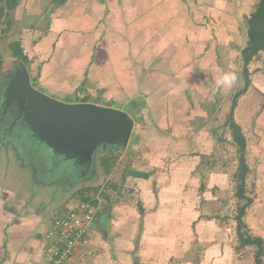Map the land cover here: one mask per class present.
<instances>
[{
	"label": "rangeland",
	"instance_id": "1",
	"mask_svg": "<svg viewBox=\"0 0 264 264\" xmlns=\"http://www.w3.org/2000/svg\"><path fill=\"white\" fill-rule=\"evenodd\" d=\"M106 1L114 8L142 3V0ZM159 1L151 0L150 9L159 12ZM180 1L183 37L187 34L188 38L199 41L211 38L214 45L209 46L210 56L204 58L206 61L193 63L191 60V73L195 74H181L180 84H170V88H153L161 92L159 96L138 92L140 88L127 85L126 76L134 57L132 53L127 54L125 40H122L123 46L114 50L117 57L113 61L117 59L120 64L117 72L120 83L111 79L115 74L109 67L98 69L99 74H96V67L94 70L87 68V72H65L69 80H75L70 87L66 86L68 89L48 86L47 79L39 74L41 62L37 57L45 55L42 53L50 48H44L38 56L32 48L38 36L42 38L49 32L48 26L45 27L38 15H27L22 5L9 13L12 20L9 29L0 36V169L6 175L0 182L37 196L38 203H49V218L77 201L78 189L98 187V192L88 194L97 199L98 216L111 217L108 223L101 224L104 229L109 227L108 235L104 236L99 228L100 231H95L81 246L80 258L68 264H254L253 247L236 249L234 218L237 207L244 200L235 197L233 174L237 152L225 117L234 94L244 86L240 51L246 43L245 17L257 0ZM108 23V28L102 30L104 41L99 42V48H94L92 55L99 65L100 60L108 64L113 57L111 42L106 47L105 40L116 26H110L109 19ZM155 27L157 25L152 28L154 31L148 41L150 50H157L160 44L161 35ZM189 28L194 32L188 31ZM121 30L118 36L126 39ZM15 40L29 59L24 66L34 88L61 101L86 97L87 102L124 111L133 121L127 144L99 147L95 157L87 161L91 169L86 175H73V170L71 175L63 169L54 170L58 163L55 166L50 163L52 152L32 135L29 112L21 110L15 99L7 103L5 98L9 85H3V76L13 72L20 62L11 56L9 48ZM222 43L232 50L226 63L222 62L217 47ZM174 49L168 47V55L164 58L161 55L164 64L158 62V51L149 55L148 65L135 57V79L147 71L144 69L156 70L161 64L159 73L166 74L165 66L169 67L167 72L171 71L166 59L173 57ZM183 64L190 66L189 61ZM247 71L249 84L233 110L245 138V159L249 167L245 194L252 199L242 219L249 234L264 240V51L249 62ZM220 73H234L235 84L231 88H218L216 79ZM98 77L103 79L102 85ZM104 152L116 157L108 175L103 174L99 166V157ZM54 156L53 160L59 158L58 154ZM60 164L63 163L59 161ZM69 166L75 163L70 162ZM58 172L66 175L60 176ZM102 193L109 199L106 200ZM157 217L165 221L159 228ZM163 230L166 254L158 258L152 254V244ZM137 232L143 237L139 238ZM262 261L264 264V256Z\"/></svg>",
	"mask_w": 264,
	"mask_h": 264
},
{
	"label": "crops",
	"instance_id": "2",
	"mask_svg": "<svg viewBox=\"0 0 264 264\" xmlns=\"http://www.w3.org/2000/svg\"><path fill=\"white\" fill-rule=\"evenodd\" d=\"M141 4L139 3L137 6L126 5V7L117 6V8H114L106 0H20L15 8L22 5L27 15H38L39 20H43L45 23V27L48 26L49 32L42 38L38 36L32 48L37 54L36 56L38 54L41 55L44 48H50V51L42 53L45 55L37 57L38 61L41 62L38 69L39 74H43L42 79L46 78L50 87L52 85L54 87L57 86L59 89H66L73 84L72 82L75 83V80H69L67 78L68 74L65 72L70 70L87 72V68L94 70L96 67V74L98 73V69L102 71V69L109 67L110 72L115 74V78L111 79L116 84L120 83L117 80L120 64L117 59V62L116 60L113 61V59L117 57L115 55L117 52H114V50L119 45L123 46L122 40H125V50L129 49L127 54L132 53L134 59L138 56L140 58V60L137 58L138 61L142 60L147 65L148 62L150 63L149 55L151 53L158 51L157 53H159L158 55L161 60V55L163 58L168 55L166 49L173 46L175 48L173 57L166 59L172 70L167 72L169 67H164L168 75L158 72V68L161 70V66L165 62V60H159L158 62L162 64L158 65L156 70L144 69L147 71L139 74L137 79H135L133 69L136 60L131 59V65L126 61L127 65L129 63L131 68L129 74L126 76L128 79L127 85L131 88H140L138 92L145 94L151 92L159 96L161 92L157 89L152 90L153 88L180 84L178 81L181 78V74H195L191 73V60H193V63L203 62L206 56L207 58L210 56L209 46H213L214 44H211V38L210 40L209 38H203L206 41H203L201 38V41H199L197 40L198 38L196 40L188 38L187 34L183 37V30L185 29L181 19L182 3L180 0H160L157 6L159 12H156L154 8L150 9L151 0H142ZM108 19L111 22L110 26H116L110 34H107L105 40L106 47L108 42H111L113 57L108 64H103L102 60H100L99 65L96 60L93 61L92 55L94 48H99V42L104 41L102 30L105 27L108 28ZM154 25H157L155 29H158L159 35H161L160 44L157 45V50H150L151 47L148 41L151 38V32L154 31L152 30ZM212 27L214 30L215 23ZM194 29L196 28L194 27ZM119 30L123 31L126 39L118 36ZM206 30H209L208 26ZM188 31L194 32L192 28H189ZM128 42H135V44ZM103 44L100 43L101 46ZM186 44L190 45V47H186ZM225 45V43H222L217 46L219 47V56L223 57L222 62L224 63L228 61L232 51L224 47ZM89 53L91 56L87 57ZM183 61L185 63L189 61L190 66L188 64V66L185 65L184 67V64L182 65ZM99 80V84L102 85L103 79L100 77ZM76 100H66V102H80ZM58 173L60 174V172ZM63 174L61 172L60 176H63ZM5 179L6 175L0 169V180L3 181ZM22 191L9 188L5 183L2 184L0 182V264H45L46 258L42 235L50 224L49 203H38L37 196L28 195ZM98 214L88 241L93 237L95 231H100L99 228H102L101 232H103L104 236H107L110 231L109 227L104 229L101 224L105 225V223H108L111 217H99ZM164 222L161 217H157L156 224L159 225L158 228ZM162 229L164 228L162 227ZM137 233H140L139 238L143 237H141V232ZM152 245L154 250L152 254L158 256V258H161L160 255L166 254L167 242L165 240V230L154 238ZM144 259L147 260L149 258L145 257Z\"/></svg>",
	"mask_w": 264,
	"mask_h": 264
},
{
	"label": "water",
	"instance_id": "3",
	"mask_svg": "<svg viewBox=\"0 0 264 264\" xmlns=\"http://www.w3.org/2000/svg\"><path fill=\"white\" fill-rule=\"evenodd\" d=\"M6 80L9 85L5 94L7 103L15 99L21 110L28 111L32 135L52 153H60L63 159L75 164L91 161L99 147L127 144L133 121L124 111L49 96L30 84L22 62L3 76V81Z\"/></svg>",
	"mask_w": 264,
	"mask_h": 264
},
{
	"label": "trees",
	"instance_id": "4",
	"mask_svg": "<svg viewBox=\"0 0 264 264\" xmlns=\"http://www.w3.org/2000/svg\"><path fill=\"white\" fill-rule=\"evenodd\" d=\"M20 0H0V36L5 34L9 29L11 18L9 13L13 10ZM55 1V0H53ZM59 1V0H56ZM245 35L246 43L245 46L240 51L241 61H242V77L244 86L241 90H238L230 104L229 111L226 114L225 125L228 127L231 135L233 144L236 147L237 152V164L236 169L233 174V179L236 183L235 186V197L237 199H242L244 202L237 207L235 215V233L237 238L236 249H240L246 246H251L254 248L253 262L254 264H263L262 257L264 256V240L260 236L251 235L247 232V227L243 221V215L245 209L251 204L252 199L245 194V179L249 173V167L246 163L245 153L246 144L245 138L241 131V127L236 123L233 115L234 107L236 106L238 97L245 92L249 84L247 65L249 62L260 52L264 51V0H257L253 5V10L245 17ZM11 51V56L17 61L22 62L24 65L29 63V59L24 54L22 48L20 47L19 41L15 40L9 44ZM2 69V61L0 59V72ZM72 101V100H70ZM76 101L87 102L88 99L83 97L77 99ZM116 157L109 153L104 152L99 157V166L101 167V172L105 175L110 174ZM66 174L64 173V176ZM98 187H82L77 190L76 193L80 195L78 201L90 202L92 204L97 203V199L90 196L88 193L93 191L98 192ZM103 197L108 200V195L102 193Z\"/></svg>",
	"mask_w": 264,
	"mask_h": 264
},
{
	"label": "built area",
	"instance_id": "5",
	"mask_svg": "<svg viewBox=\"0 0 264 264\" xmlns=\"http://www.w3.org/2000/svg\"><path fill=\"white\" fill-rule=\"evenodd\" d=\"M100 210L98 203L75 201L65 211L54 214L43 233L45 264H67L79 257Z\"/></svg>",
	"mask_w": 264,
	"mask_h": 264
},
{
	"label": "flooded vegetation",
	"instance_id": "6",
	"mask_svg": "<svg viewBox=\"0 0 264 264\" xmlns=\"http://www.w3.org/2000/svg\"><path fill=\"white\" fill-rule=\"evenodd\" d=\"M8 83V81H5L4 82V86L6 85ZM58 154L59 155V158H57V160H53L54 159V154ZM53 153H51V156H53V157H51V159H50V163H53V166H55L56 165V163H58V166H57V168L55 167V169L54 170H58V171H60V169H63V171H66L68 174H70L71 175V170H73V175H79L80 173H82V174H84V175H86V172H87V170L90 168L91 169V167H87V161L86 162H80V163H76L75 164V166H69V163L71 162V161H69V159H63V157L61 156V154L60 153H58V152H53ZM53 154V155H52ZM59 161L61 162V163H63L62 165L60 164L59 165ZM64 161V162H63ZM91 163V162H90ZM68 165V166H67ZM71 167V168H70ZM89 169V170H90Z\"/></svg>",
	"mask_w": 264,
	"mask_h": 264
},
{
	"label": "clouds",
	"instance_id": "7",
	"mask_svg": "<svg viewBox=\"0 0 264 264\" xmlns=\"http://www.w3.org/2000/svg\"><path fill=\"white\" fill-rule=\"evenodd\" d=\"M237 80L234 73H220L216 79L218 88H231Z\"/></svg>",
	"mask_w": 264,
	"mask_h": 264
}]
</instances>
